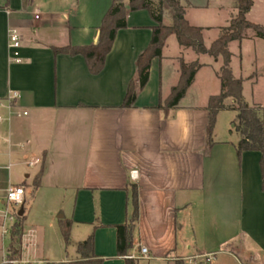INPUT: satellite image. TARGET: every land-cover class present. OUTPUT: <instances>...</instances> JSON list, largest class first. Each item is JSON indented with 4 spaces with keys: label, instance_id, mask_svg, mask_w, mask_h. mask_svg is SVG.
<instances>
[{
    "label": "crops",
    "instance_id": "obj_1",
    "mask_svg": "<svg viewBox=\"0 0 264 264\" xmlns=\"http://www.w3.org/2000/svg\"><path fill=\"white\" fill-rule=\"evenodd\" d=\"M179 1L188 22L204 28L207 47L238 12L236 0ZM124 2L128 5L129 0ZM111 4L0 0L1 201L14 184L12 168L24 170L18 184L26 191L22 254L15 264H71L81 259L77 247L69 251L68 245L65 255L55 256L51 238L36 245L33 233L40 226H32L28 218L35 206L44 208L58 247L66 243L56 219H70L71 238L78 236L82 242L94 232L95 254L103 264H126L117 253L116 226L132 218L131 184L139 192V219L132 229L130 255L140 256L143 246L149 250L147 257L134 258L137 264H174L177 258L186 264H203L205 259L215 264L221 255L234 264H242V256L249 264H264L262 154H238L241 134L235 129L234 109L218 113L214 144L210 149L207 144V106L209 98L221 92L223 58L198 54L171 35L162 56L152 60L148 82L134 106L124 107L129 84L137 78V60L156 25L148 10L128 13L127 26L118 30L99 74L90 71L81 54L55 53L54 48L96 44ZM247 18L264 25V0H254ZM164 23L171 25L172 19L165 17ZM12 30L20 36V61L10 48ZM229 49L233 74L244 80V99L258 107L264 122V39L248 30L241 41L230 42ZM181 58L202 66L178 106L162 110L160 104L179 82ZM205 68L219 80L217 90L196 89ZM13 91L21 97L10 100ZM226 103L233 104V99ZM23 111L28 115L19 116ZM36 159L41 162L28 165ZM42 167L36 188L34 179ZM29 195L32 204L27 208ZM7 222L0 213V263L10 252L9 246L4 251L3 240L14 223L8 227Z\"/></svg>",
    "mask_w": 264,
    "mask_h": 264
},
{
    "label": "trees",
    "instance_id": "obj_2",
    "mask_svg": "<svg viewBox=\"0 0 264 264\" xmlns=\"http://www.w3.org/2000/svg\"><path fill=\"white\" fill-rule=\"evenodd\" d=\"M254 5V0H236L237 14L227 26L220 30L218 38L207 47L203 38V27L191 25L185 18L184 8L179 0H129L128 5L124 0H112V4L105 13L99 26V40L96 44L85 46H67L54 48L55 53H67L71 55L81 54L87 61L90 71L99 74L105 66L106 57L110 53L116 34L121 28L127 26L129 12L146 9L156 25L152 27V40L146 50L140 54L137 60V78L132 80L123 103L124 107H133L138 93L146 86L152 60L162 56V50L166 40L171 35H176L180 45L192 48L198 54H209L214 58L222 57L223 64L218 72L221 80V92L213 95L208 101L209 122L207 126V144L210 149L213 144V132L217 115L221 110L234 109L238 111V121L235 129L241 134L237 144L238 154L247 150H257L262 154L260 160L262 185L264 189V122L258 115V107L250 106L243 96L242 78L234 76L231 61L232 53L229 44L232 41H241L252 30L257 37L264 39V25L254 23L247 18V14ZM171 13L172 24L164 23V13ZM181 75L179 82L172 88L168 98L160 104V109L171 110L176 108L185 96L188 88L195 80L199 68V62L187 63L180 60ZM228 98L233 99V104H227ZM45 168L42 167L34 179V186H40ZM132 187V218L125 224H119L117 228V253L126 259V264H137V260L130 257L133 248L132 229L139 219V192L136 185ZM25 216H17V220L10 230V252L5 262L0 264H15L21 258L22 237L24 235ZM60 228L66 245L71 238L72 220L61 219ZM77 252L81 259L71 264H103L104 259L95 254V234L91 233L85 241L77 246ZM174 264H186L182 258H177Z\"/></svg>",
    "mask_w": 264,
    "mask_h": 264
},
{
    "label": "rangeland",
    "instance_id": "obj_3",
    "mask_svg": "<svg viewBox=\"0 0 264 264\" xmlns=\"http://www.w3.org/2000/svg\"><path fill=\"white\" fill-rule=\"evenodd\" d=\"M171 18V13L166 10L165 13H164V18ZM166 24H169V22H166ZM225 24V23H224ZM252 31V30H250ZM234 49V47H233ZM211 71L208 69V68H205L202 72H201V76L199 77V80L196 84V89L199 90V91H205V90H217L220 86V83H219V80L214 78V76L212 74H210ZM229 115H232V114H229ZM235 123V122H234ZM232 124H230L229 126L231 127ZM237 133V132H235ZM36 170L33 169L32 172H34ZM24 177V170L23 169H18V168H12L11 170V178H12V181L14 182V184H18L19 181L21 179H23ZM30 182V180H29ZM29 189L32 190V184L28 187ZM1 197H0V201H1ZM32 204V196L29 195L28 196V201H27V208H30ZM29 218V221L33 224L32 226H37L39 225L40 227L37 228V232L34 234L33 233V241L35 240L36 241V245L39 244V246L41 247V242L44 241V244L46 243L47 244V241L48 240H45V238L49 239V241L51 243H53L54 245V251L56 253L55 256H57L58 258H61V256H63V254L65 255V246L66 244L63 245V248L61 247V245L58 247L57 246V242H56V239H55V234L53 233L54 231L52 230H49L48 229V222L45 221L46 218H44V208L42 206H35L31 211H30V214L28 216ZM60 220L61 219H56V223H58V227H60ZM7 226L10 227L11 226V222H7ZM28 228V227H26ZM1 228H0V236H1ZM51 231V236L49 237L47 234L48 232ZM60 239L62 236H60ZM79 237L78 236H74L71 239V243L68 245V250L71 251L73 250L74 247H77V245L79 244V240L78 239ZM44 239V240H43ZM64 240V239H63ZM0 241H1V238H0ZM4 251H6L7 247L9 246L10 244V235L7 234L5 237H4ZM60 243H61V240H60ZM64 243H65V240H64ZM43 245V244H42ZM67 247V246H66ZM219 260L215 263V264H234L233 262H231V259L228 258L227 256L225 255H221L219 256ZM241 262L242 264H249L248 261H246L244 259V257L242 256L241 257ZM145 263V262H144ZM156 264H160L159 262H155ZM208 260H204L203 261V264H208ZM22 264V263H20ZM196 264V263H195ZM197 264H200V263H197Z\"/></svg>",
    "mask_w": 264,
    "mask_h": 264
},
{
    "label": "built area",
    "instance_id": "obj_4",
    "mask_svg": "<svg viewBox=\"0 0 264 264\" xmlns=\"http://www.w3.org/2000/svg\"><path fill=\"white\" fill-rule=\"evenodd\" d=\"M21 47L20 36L16 30H12L10 33V48L12 50L13 58L16 61H20L19 49ZM21 97V93L18 91H13L9 96L10 100H16ZM19 116H27L28 111H23L18 114ZM1 119V118H0ZM1 155V152H0ZM41 159H36L35 161L29 162V166H33L37 163H40ZM137 171H131V177L135 178ZM26 201V191L25 187L21 184H11L6 191L3 201H0V213L3 216L4 220L14 223L17 220L18 212L20 208L24 205ZM9 228L4 227V233L9 232ZM149 250L147 247H141L140 256L147 257ZM140 256L130 255L132 258H139ZM37 264H46L45 262H39ZM190 264H195L194 261H191Z\"/></svg>",
    "mask_w": 264,
    "mask_h": 264
},
{
    "label": "water",
    "instance_id": "obj_5",
    "mask_svg": "<svg viewBox=\"0 0 264 264\" xmlns=\"http://www.w3.org/2000/svg\"><path fill=\"white\" fill-rule=\"evenodd\" d=\"M24 214V207L22 206L18 212L19 216H22ZM131 218V217H130Z\"/></svg>",
    "mask_w": 264,
    "mask_h": 264
}]
</instances>
